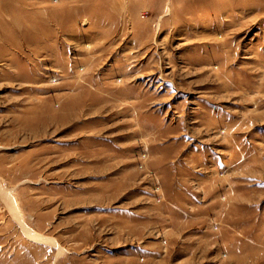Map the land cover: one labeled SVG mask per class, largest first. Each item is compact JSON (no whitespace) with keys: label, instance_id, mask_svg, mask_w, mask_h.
Wrapping results in <instances>:
<instances>
[{"label":"rangeland","instance_id":"1","mask_svg":"<svg viewBox=\"0 0 264 264\" xmlns=\"http://www.w3.org/2000/svg\"><path fill=\"white\" fill-rule=\"evenodd\" d=\"M0 264H264V0H0Z\"/></svg>","mask_w":264,"mask_h":264}]
</instances>
